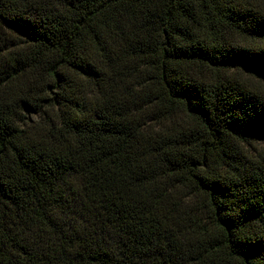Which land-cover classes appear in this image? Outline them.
I'll return each mask as SVG.
<instances>
[{
    "label": "trees",
    "instance_id": "1",
    "mask_svg": "<svg viewBox=\"0 0 264 264\" xmlns=\"http://www.w3.org/2000/svg\"><path fill=\"white\" fill-rule=\"evenodd\" d=\"M0 264H264V0H0Z\"/></svg>",
    "mask_w": 264,
    "mask_h": 264
}]
</instances>
